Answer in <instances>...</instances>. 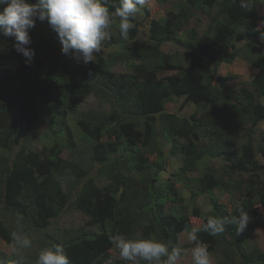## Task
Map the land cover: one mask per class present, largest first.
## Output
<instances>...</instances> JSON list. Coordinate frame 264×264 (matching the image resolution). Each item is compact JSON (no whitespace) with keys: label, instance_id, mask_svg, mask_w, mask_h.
<instances>
[{"label":"trees","instance_id":"1","mask_svg":"<svg viewBox=\"0 0 264 264\" xmlns=\"http://www.w3.org/2000/svg\"><path fill=\"white\" fill-rule=\"evenodd\" d=\"M258 1L249 0L248 10H243L239 0H185L182 8L178 12L170 11L164 21H152L147 42L134 39L123 52L100 53L87 66L62 55L61 45L52 31L36 34L31 45L36 56L30 66L15 51L14 39L0 36L3 147L14 151L39 127L58 135L57 128L67 127V104L79 105L94 95L110 106L109 111L83 113L84 120L80 121L85 138L93 142V166L72 167L67 176L74 178L69 180L65 192L60 182L46 178L41 183L51 205H46L47 200L43 198L37 203L20 202L25 188L40 183L39 159L33 152L25 155L21 150L16 154L12 169L7 171L0 203L5 216H11L0 219V238L12 243L13 231L29 234L47 230L72 206L88 216L86 226L65 229L64 235L50 239L48 246L63 245L71 264H106L110 258L113 264H125L112 253L114 245L109 238L116 233L130 238L155 237L175 246L185 227H193L192 218H199V227H202L208 217L237 215V206H242L253 220L244 233L237 234L234 225H226L225 232L218 236L200 232L199 238L217 264H264V252L249 243L256 229L264 226V214L260 213V207H264V165L257 166L259 174L252 176L244 187L239 177V159L227 146L231 134L242 133L255 156L264 152V131L260 128L264 122L261 100L264 98V42L260 39L264 33V13L260 15ZM113 2L118 4V0H110L112 11ZM196 15H207L206 29H190L185 40L179 39L176 32ZM140 18L138 14L135 26L143 20ZM259 19L262 27L256 29ZM130 36L133 39L135 34ZM170 42L184 49V57L180 55L183 63H170L176 55L162 50ZM238 43L243 45L238 47ZM108 45L104 41L102 47ZM11 58L17 59L18 67L2 69L1 65ZM238 58L258 70L250 87L230 86L234 77L219 74L223 64ZM130 61L136 62L131 77L112 73L117 63ZM169 70L177 71L172 79L159 76ZM175 99L201 106L204 112L200 116L195 113L190 119L168 112V103ZM207 129H213L216 141L209 145H205L202 136ZM104 138L107 142H103ZM181 140L184 141L181 175L199 171L200 163L206 158L224 156L227 164L219 168L205 166L199 171L197 185L200 192L212 196L217 188L231 194L241 191L240 202L233 212L214 196L208 213L195 209L189 214L186 207L165 210L167 197H162L156 187L162 165L153 170L143 151L161 155L159 145L167 141L177 144ZM52 151L51 156L59 157V148ZM96 164L98 169L94 175L91 172ZM55 167L58 169L60 164ZM127 168L133 169L140 178L128 175ZM102 177L112 183L101 187ZM18 215L24 218L19 227ZM7 220L12 222L11 226L6 225ZM90 226L100 227L101 232L92 231ZM193 246L191 243L184 248ZM1 256L5 257L3 253ZM5 264L10 261L5 259Z\"/></svg>","mask_w":264,"mask_h":264},{"label":"rangeland","instance_id":"2","mask_svg":"<svg viewBox=\"0 0 264 264\" xmlns=\"http://www.w3.org/2000/svg\"><path fill=\"white\" fill-rule=\"evenodd\" d=\"M185 0H146V5L142 9L140 24L135 26L130 30L128 36L125 38L121 35L119 31V18L117 17L112 28H111V38L106 40L109 43L107 47H102L101 53L107 55L108 53H121L123 52L133 41L134 39L140 40L142 42H147L150 38V27L153 20H159L160 22L164 21L168 17L170 11L178 12L183 5ZM258 7L260 15L264 13V0L258 1ZM207 15H196L191 18L183 27L176 32V35L179 39L185 40L186 34L190 29L198 28L199 30L204 31L208 24ZM262 27V22L259 19L256 29ZM51 29L46 22L41 23L37 22L35 28L30 34L32 40L35 39L36 34H46L50 33ZM249 31V30H248ZM253 31V29H251ZM243 32V30L241 31ZM131 33L135 34V37L132 39L130 36ZM116 38H119L120 41L113 42ZM243 43H238V47H241ZM162 50L166 53H170L174 56L170 63L178 64L183 63L181 58V53L184 49L175 44V43H166L162 46ZM97 57V56H96ZM184 57V53H182ZM135 61L130 62H119L115 67L112 68V73L121 77L123 75L130 76L134 74V65ZM11 67L17 68L18 63L17 59L11 58L9 62L3 63L1 68ZM254 67L248 64L241 58L236 59L230 64H223L219 68L220 76L231 75L234 77L230 81L229 85L236 88H240L244 85L250 87L252 80L255 77ZM177 71L169 70L165 73H161L159 76L165 79H172ZM131 77V76H130ZM264 103V98L261 99ZM109 103H104L98 96L92 95L82 104H67L66 105V125L64 127L57 128L59 131L58 135H54L52 132L47 131L46 129L39 127L35 133L31 134L27 139H25L22 144L17 147L14 151L8 150L6 147L1 145L3 134L0 133V203L2 201L4 193V182L6 179L7 171L12 169V165L16 154H19L23 150L25 155L33 152L38 155V168L39 174L37 175L39 182L37 186H31L25 188L23 191L20 202L22 204H30L31 202L37 203L42 198L46 199V205H51L49 202L48 192H44L41 187V183L49 178V181H55L61 183V189L65 192L68 189V183L70 179H73V176H67L70 169L73 167L78 169L82 165L88 167L93 166V142L88 138H85V131L83 130L80 121L84 118L83 113L90 114L91 111H109ZM168 112H174L180 114L183 117L188 119L195 113L202 115L204 108L197 106L193 103L184 104L183 99H175L174 102H170L167 105ZM260 128L264 131V122L260 125ZM213 129H207L206 132L202 134L205 145L214 143L215 137L213 135ZM231 141L227 145L231 153L239 159V168H240V179L244 187H246L249 179L259 174V169L257 166L264 165V152L258 156L253 153L252 148L247 145V137L242 133L240 135L231 134ZM264 137V135H263ZM233 141V142H232ZM103 142H107V139L104 138ZM184 141L181 140L177 144H173L171 141H167L163 146L159 145L161 155L158 153L150 152L149 150L141 151L145 153V158L147 157V164L151 166L154 170L157 165H162V171L158 175V182L156 187L161 191L162 197H167L165 210L170 211L175 209L187 208V212L191 214L195 209H198L201 213H208L212 210V197L218 198L219 202L224 204L228 211L233 212L236 204L239 201L241 191H237L233 194L217 188L212 194H203L198 188V180L200 178L199 171H203L205 166H212L219 168L224 164H227L224 160V156H217L215 158H206L199 165V171L188 172L187 174L181 175V167L184 162V153L181 149ZM176 146V148H175ZM59 148L60 155L51 156L53 149ZM60 164V167L57 169L55 166ZM40 166V167H39ZM98 165L96 164L93 168L91 174L97 172ZM126 173L135 175L137 179L140 178V175H137L133 169L128 170ZM112 182L107 177H102L100 180L101 187L110 185ZM121 194V192L119 193ZM0 206V219H9L11 215H6L3 213ZM261 216L264 214V207H260ZM89 218L86 214L79 212L72 206L69 209L64 211V214L59 218L58 222L55 223L52 227L44 231H31L29 233L30 238L33 241V246L31 249L23 250L21 255L23 257V264H35V260L39 252L48 246V241L53 238H60L64 235L65 229H78L80 227L86 226ZM193 227H199L201 225V220L199 218H192ZM253 220L250 219V223ZM145 224L146 220L144 221ZM6 225L11 226L12 222L7 220ZM90 229L94 232H101L100 227L90 226ZM187 236L178 235V238L175 242V246L180 247L186 246ZM252 245L261 246L264 248V228L258 232L256 238L250 240ZM258 248V247H257ZM189 249V248H188ZM5 255V259L11 261L16 258V250L12 246V243H7L2 238H0V257L1 254ZM115 259H120L118 250L114 247L112 250ZM180 264H192L190 253L187 257L180 261Z\"/></svg>","mask_w":264,"mask_h":264},{"label":"clouds","instance_id":"3","mask_svg":"<svg viewBox=\"0 0 264 264\" xmlns=\"http://www.w3.org/2000/svg\"><path fill=\"white\" fill-rule=\"evenodd\" d=\"M146 5V0H0V36L13 38L15 51L30 66L36 56L30 32L37 22H46L61 45V54L77 64L89 65L101 53L103 42L111 38V28L119 18V31L127 37L135 28L134 21ZM239 6L248 10L249 0H239ZM260 39L264 42V33ZM237 215L210 216L202 227H185L184 233L194 246L190 249L155 237L130 238L116 233L110 236V242L118 250L119 257L125 264H180L190 253L192 264H212L213 257L199 233L218 236L225 232L226 225H234L237 234L244 233L250 223V216L242 206H237ZM23 216H17L20 226ZM12 246L16 250V258L10 264H23V250L31 249L33 241L23 231L11 233ZM0 264L5 259L0 257ZM35 264H71L70 258L61 244H53L42 249ZM106 264H113L108 259Z\"/></svg>","mask_w":264,"mask_h":264},{"label":"crops","instance_id":"4","mask_svg":"<svg viewBox=\"0 0 264 264\" xmlns=\"http://www.w3.org/2000/svg\"><path fill=\"white\" fill-rule=\"evenodd\" d=\"M254 72H255V74H257V72H258V70L257 69H255L254 68ZM264 228V226H261V227H259V228H257L256 229V231H255V233L252 235V237L249 239V243H250V240L252 239V238H256L257 236H258V232L260 231V230H262ZM180 235H184V232L183 233H181ZM187 243L188 244H191L192 242L191 241H189V240H187ZM251 244V243H250ZM253 246H255V245H253ZM255 247H258V249H260L262 252H264V248H262L261 246H258V244H257V246H255ZM190 249V248H189ZM212 264H217V262L215 261V258L213 257V261H212Z\"/></svg>","mask_w":264,"mask_h":264}]
</instances>
